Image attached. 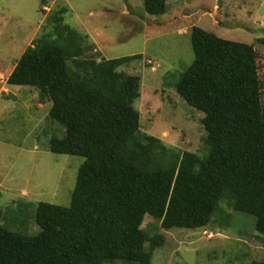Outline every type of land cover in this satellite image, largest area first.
<instances>
[{"label":"trees","instance_id":"1","mask_svg":"<svg viewBox=\"0 0 264 264\" xmlns=\"http://www.w3.org/2000/svg\"><path fill=\"white\" fill-rule=\"evenodd\" d=\"M168 1L142 0V9L161 17ZM67 11L46 14L5 81L50 103L48 119L64 135L51 137L48 150L84 161L68 207L37 204L35 235L0 223V264H152L164 238L141 228L145 216L163 230L214 219L226 226L222 205L252 217L264 237V57L256 47L197 26L186 34L193 59L172 86L203 115L210 136L200 156L140 132V79L120 69L142 55L84 58L86 37L64 22Z\"/></svg>","mask_w":264,"mask_h":264},{"label":"rangeland","instance_id":"2","mask_svg":"<svg viewBox=\"0 0 264 264\" xmlns=\"http://www.w3.org/2000/svg\"><path fill=\"white\" fill-rule=\"evenodd\" d=\"M41 1L0 0V91L7 85L3 81L6 70L40 35L46 14L64 7L68 10L64 22L86 37L84 58L109 60L142 55L120 69L140 79V98L134 103L140 114V132L180 152L205 154L210 135L201 124L203 115L188 107L172 86L193 59L189 37L182 31H190L195 17L188 19V27L179 28L181 24L164 26L160 17L147 15L142 0ZM189 1L183 4L185 13L202 11L212 0ZM243 6L246 8V3ZM128 7L129 15L119 11ZM255 47L264 57V45L256 41ZM260 77L264 84V60ZM22 88L7 87L23 91L22 96L19 93L21 98L3 101L0 96V223L12 231L35 235L37 204L68 207L84 159L48 150L51 137H62L64 130L48 119L50 103L39 104L36 90ZM221 208L230 216L228 225L220 226L214 219L213 224L198 230H163L145 216L141 228L164 238L152 264L264 262V237L254 231L252 217L233 213L225 205Z\"/></svg>","mask_w":264,"mask_h":264},{"label":"crops","instance_id":"3","mask_svg":"<svg viewBox=\"0 0 264 264\" xmlns=\"http://www.w3.org/2000/svg\"><path fill=\"white\" fill-rule=\"evenodd\" d=\"M187 2L190 1L169 0L166 13L160 17L162 19L160 23L164 26H178L181 24L178 26L179 28H186L191 23V18L195 17L196 23L191 26L200 27L225 40L255 46L258 39L264 38V11L262 12L261 10L264 0H212L210 1V6L203 10L201 9L202 11L195 9L193 13L190 10L185 13L186 9L183 4ZM244 3L247 5L246 8L243 6ZM126 4L129 5V3ZM44 9L46 8L43 7ZM119 11L127 15L130 14L129 7L123 11L119 9ZM199 13H201L200 16ZM182 33L187 34L186 30H183ZM15 62L6 70L3 80L5 83L6 77L13 70ZM7 87L8 85H4L0 91L3 101L4 99L18 98L20 92L22 93L21 96L24 94L20 89L10 91Z\"/></svg>","mask_w":264,"mask_h":264}]
</instances>
